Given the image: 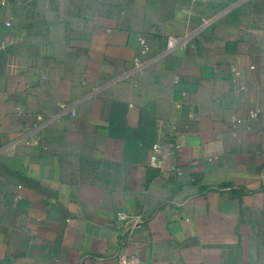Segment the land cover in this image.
Returning a JSON list of instances; mask_svg holds the SVG:
<instances>
[{
    "label": "crops",
    "instance_id": "obj_1",
    "mask_svg": "<svg viewBox=\"0 0 264 264\" xmlns=\"http://www.w3.org/2000/svg\"><path fill=\"white\" fill-rule=\"evenodd\" d=\"M123 252L264 264V0H0V264Z\"/></svg>",
    "mask_w": 264,
    "mask_h": 264
},
{
    "label": "built area",
    "instance_id": "obj_2",
    "mask_svg": "<svg viewBox=\"0 0 264 264\" xmlns=\"http://www.w3.org/2000/svg\"><path fill=\"white\" fill-rule=\"evenodd\" d=\"M140 44V53L145 54L149 49L148 41L145 37L141 36L138 38ZM181 38L170 35L166 39V49L171 50L176 48L181 44ZM165 155L163 154V150L158 146H153V152L149 156V166L153 168H159L163 166ZM119 218L133 220L135 224L138 226L142 223V220L139 216H131L128 214L120 213ZM116 264H140V257L136 254H128V253H119L116 258Z\"/></svg>",
    "mask_w": 264,
    "mask_h": 264
}]
</instances>
